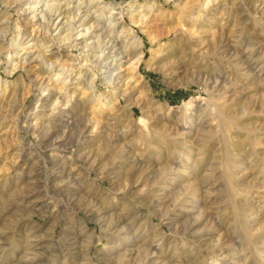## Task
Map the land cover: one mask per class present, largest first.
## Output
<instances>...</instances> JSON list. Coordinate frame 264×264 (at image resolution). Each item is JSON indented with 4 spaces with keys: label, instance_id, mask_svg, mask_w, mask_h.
Returning a JSON list of instances; mask_svg holds the SVG:
<instances>
[{
    "label": "rangeland",
    "instance_id": "1",
    "mask_svg": "<svg viewBox=\"0 0 264 264\" xmlns=\"http://www.w3.org/2000/svg\"><path fill=\"white\" fill-rule=\"evenodd\" d=\"M0 264H264V0H0Z\"/></svg>",
    "mask_w": 264,
    "mask_h": 264
},
{
    "label": "bare ground",
    "instance_id": "2",
    "mask_svg": "<svg viewBox=\"0 0 264 264\" xmlns=\"http://www.w3.org/2000/svg\"><path fill=\"white\" fill-rule=\"evenodd\" d=\"M139 61V60H138Z\"/></svg>",
    "mask_w": 264,
    "mask_h": 264
}]
</instances>
